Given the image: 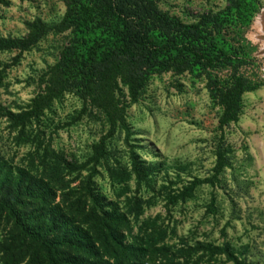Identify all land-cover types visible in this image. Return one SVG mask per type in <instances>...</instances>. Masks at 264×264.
Returning a JSON list of instances; mask_svg holds the SVG:
<instances>
[{
    "label": "rangeland",
    "instance_id": "obj_1",
    "mask_svg": "<svg viewBox=\"0 0 264 264\" xmlns=\"http://www.w3.org/2000/svg\"><path fill=\"white\" fill-rule=\"evenodd\" d=\"M258 1L252 22L230 33L248 54L240 73L260 85L243 94L239 120L225 129L232 167L217 185L205 182L192 197H177L194 179L212 176L216 162L223 107L205 75L154 73L136 101L118 77L115 94L132 128L129 138L118 128L108 135L103 112L77 88L54 97L36 117H22L46 94L48 73L71 42L72 29L64 28L67 0L0 3V38H25L35 22L51 27L29 49H0V105L5 108L0 109V161L48 182L56 192L54 203L74 213L94 237L103 233L102 240H110L102 217L114 218L109 224L125 242L147 247L148 264H234L226 249L245 263L264 264V37L258 27L264 0ZM226 4L158 1L185 22ZM231 72L225 67L216 74L227 78ZM135 160L146 172L139 175ZM87 185L103 207L94 209ZM212 192L215 213L208 208ZM40 203L33 201L28 210L41 208ZM11 235L17 245L19 227L2 214L0 245ZM36 251L24 247L22 264ZM1 257L0 250V264Z\"/></svg>",
    "mask_w": 264,
    "mask_h": 264
},
{
    "label": "trees",
    "instance_id": "obj_2",
    "mask_svg": "<svg viewBox=\"0 0 264 264\" xmlns=\"http://www.w3.org/2000/svg\"><path fill=\"white\" fill-rule=\"evenodd\" d=\"M158 1L67 0L64 28L72 29L71 42L48 73L46 94L36 98L30 112L25 111L22 117L24 114L36 117L54 97L77 88L103 112L109 124L108 135L118 128L129 138L132 128L115 94L118 77L136 101L154 73L174 70L205 75L213 96L223 107L219 118L221 133L212 176L194 179L177 196L185 199L192 197L202 183L217 185L226 169L232 167V149L226 141L225 129L239 120L243 94L260 84L240 73L248 54L239 41L233 42L230 33L236 28L241 32L248 26L259 12L260 3L227 0L223 9L210 10L194 22H185L162 10ZM29 28L25 38H0V49H29L51 29L43 22L31 23ZM225 67H231L232 72L227 78H220L216 71ZM0 109L5 108L0 105ZM134 165L139 175L143 170L146 172L136 160ZM87 190L95 203L94 209L103 207L89 185ZM55 197L56 192L48 182L24 168L0 161V216L6 214L19 227L17 245L14 235L0 245L2 264H22L24 247L37 250L26 264H148L147 247L134 241L125 242V236L109 224L114 218L102 217L108 228L104 231L110 237L107 241L105 236L103 241V233L94 237L75 219L74 213L69 214L54 203ZM33 201L42 202L41 208L28 210ZM216 201L212 192L208 208L213 213L217 210ZM197 248L208 250L204 244ZM225 252L234 264H253L239 260L229 249Z\"/></svg>",
    "mask_w": 264,
    "mask_h": 264
},
{
    "label": "bare ground",
    "instance_id": "obj_3",
    "mask_svg": "<svg viewBox=\"0 0 264 264\" xmlns=\"http://www.w3.org/2000/svg\"><path fill=\"white\" fill-rule=\"evenodd\" d=\"M258 27L260 31L263 33L262 34V38H263L264 37V11H263V14L260 16V18L258 19Z\"/></svg>",
    "mask_w": 264,
    "mask_h": 264
}]
</instances>
